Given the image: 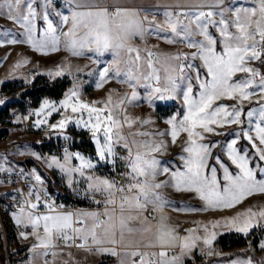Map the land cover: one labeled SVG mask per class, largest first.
Masks as SVG:
<instances>
[{
    "label": "snow or ice",
    "instance_id": "snow-or-ice-1",
    "mask_svg": "<svg viewBox=\"0 0 264 264\" xmlns=\"http://www.w3.org/2000/svg\"><path fill=\"white\" fill-rule=\"evenodd\" d=\"M200 2V7H181L175 14L164 11L165 19L160 23L154 12L150 15L145 9L122 6L119 0H68L67 11L57 10L52 0H43L42 4L37 0H0V14L22 29L20 38L9 35L10 29H4L0 33V46L24 43L40 54L58 52L63 47L75 56L91 53L97 64L105 54H111V59L98 69L95 87L102 88L108 80L117 78L132 89L130 96L126 93L115 101L111 92L99 101L86 100L74 78L62 98H44L39 107L29 112V117H36V128L66 130L69 123L74 122L90 131L95 142V158L65 148L62 159L51 155L45 162L49 167L55 166L62 178L66 177L69 187L83 178V194L105 206L102 212L59 211L57 208L63 206L55 205L49 198L39 172L35 168L28 174L21 170L20 175L29 180L28 190L5 193L16 201L5 207L13 209L10 214L21 240L34 238L29 252L45 257L51 252L55 259L57 251L64 250L58 247L63 243L101 254L117 255L123 251L136 256L139 253V264H145L146 253L139 248L130 251L127 247L135 242L126 239L125 234L137 232L148 234L142 239L157 249L151 253L157 259L148 264H184L185 257H192L194 250L204 252L205 246H209L207 254L211 255L210 246L219 230H235L247 236L255 228L264 229V207L258 210L248 207L232 216L197 222L184 230L183 235L164 215V209L172 202L162 190L169 187L192 191L203 201L202 208L179 209L185 212L233 208L249 196L264 194V71L252 63L264 65V0H255L252 7L226 3V0ZM53 17L58 19L54 22ZM38 18L44 21L42 28L37 25ZM210 26L219 36L213 35ZM166 28L171 35L165 34L162 39L169 43H186L196 50L172 56L146 50L147 57L142 58L139 47L132 41L160 35ZM28 63V58L24 57L15 67ZM46 71L55 79L71 74V65L61 64ZM237 73L246 75L237 78ZM141 84L150 107H155L157 101L180 100L184 110L165 118L170 126L167 132H140L139 135L151 138L129 140L124 135V125L131 127L136 121L153 120L151 116L145 120L134 117L125 106V101L131 104L139 97L136 89ZM253 97L258 106L245 110V102ZM3 103L4 100H0V104ZM53 113L60 119L49 123L48 118ZM23 118L27 117H15L17 121ZM228 125L238 128L222 148L226 161L219 153L213 155L211 151L220 141L205 140L206 134L220 135L221 129ZM181 133L186 134L179 156L181 166L172 168L158 154L167 151L169 142L163 138L165 135H170L171 143H175ZM61 134L66 141L70 140L63 131ZM241 139L248 145H238ZM118 145L126 154L117 151ZM30 152L40 157V153ZM73 159L79 163L73 164ZM118 159L124 168L119 174L124 178L122 181L96 173L98 162L111 164L115 171ZM7 171L11 173L13 169ZM162 174H167L168 179L158 180ZM5 182L0 180V183ZM97 196L102 200H97ZM41 205L45 206V211H40ZM145 213H149L151 219ZM198 228L203 232L197 231ZM258 243L264 249V239ZM44 264H48L47 259ZM244 264L254 262L248 258Z\"/></svg>",
    "mask_w": 264,
    "mask_h": 264
},
{
    "label": "rangeland",
    "instance_id": "rangeland-1",
    "mask_svg": "<svg viewBox=\"0 0 264 264\" xmlns=\"http://www.w3.org/2000/svg\"><path fill=\"white\" fill-rule=\"evenodd\" d=\"M37 3L42 4L43 0H37ZM235 3H243L248 7L255 5V2L252 0H240ZM52 5L55 4L52 3ZM50 9H51V5H50ZM226 15L231 16L232 14L227 13ZM53 19L55 22L56 19L55 18ZM217 19H219V17H217ZM37 25L38 27L42 28L44 25V21L38 18ZM4 29L11 30L9 32V35L15 34L18 38H20L22 35V29H20V27L16 25L14 21L7 19L3 14H0V33H2ZM209 30L213 33V35L219 36L218 31L214 27L210 26ZM168 31H170V29L166 28L165 32L160 33L159 36L162 37L163 35L167 34ZM196 39H202V37H196ZM62 48L63 47H61V50L58 52L40 54L34 51L33 49H31L30 45L24 43L6 44L0 46V83L2 84L16 83V86H18L17 88L18 90L20 91L30 90L32 87L31 76L28 75L25 71H21L20 69L28 68L31 70V72H35L34 67L30 65L32 60L36 62L35 63V65L37 66L35 68L36 71L40 69V71L36 72L39 76L41 73L43 77H47V79H50L53 82L56 81L57 79L69 80L67 76L66 77L61 76L52 79L47 75V71H46L47 69H51L57 65H60L59 60L61 58L60 54L63 51ZM190 49L191 51L196 50L194 48H190ZM24 57L28 58L29 63L21 64L19 67H15L17 61L23 59ZM245 75H246L245 73H237L236 77L238 78ZM25 77H27V79ZM120 92H117V90L113 91L112 95L114 101L117 98L123 97L125 95L124 90H120ZM5 102H9V100L6 99ZM225 102L229 104L233 103V101L231 100H226ZM40 103H42V101ZM39 105H37L36 107H39ZM163 105H169L168 101L156 102L155 107L157 108L158 112H159L158 107ZM170 106L172 107V105ZM171 107H169V109H171ZM126 108L128 113L132 115L133 109L136 108V104H134L133 102L131 104L129 103L126 106ZM183 110H184L183 105H179V107L176 106V112L177 111L182 112ZM48 119H49V123H52L60 119V116L56 113H53L52 117ZM11 123L13 125V129L7 141L8 150L5 153L0 154V171L11 168V169H22L27 171L28 173H31L32 169L35 168L43 178L44 176L42 175L41 172L45 173L48 176V178L53 181V188L56 191V194L54 195L68 196L71 199L85 201L88 206L99 205L89 196L83 194V189L85 188V181L83 178H78V181L74 182L72 187H69L66 181V177L62 178L60 172L55 166L49 167L48 164L45 162L46 159H48L51 155H57L62 159L65 148H68L73 152L77 151L75 149V135L73 134L75 131H80L77 132V134H82L84 138H86L88 141L92 143L94 148V153H86L80 150L78 151L85 154L86 156H92L93 158H95V142L91 138V133L89 130L87 129L84 130L82 126L78 127L75 125L74 122H70L66 130H59V129L53 130L47 126H42V130L39 133L29 134L24 130V128L20 124V121H17L15 118H12ZM165 127L166 128L162 127V129H159L156 133L161 131L167 132L168 131L167 128L170 129L169 125ZM62 131L70 137V140L66 141L65 135L61 134ZM123 131H124V135L127 136L129 140H131L133 137L139 140L138 134H136L135 128L133 126L129 127L128 125H124ZM208 134L214 136L213 133H208ZM233 135L234 132L228 131L227 129H223L221 138L217 137L218 135H216V137L218 138L216 139V141H220V143L216 144V146L212 148L211 150L212 154L216 155L217 153H219L221 157L227 161V156L222 151V148L225 146L228 140L233 138ZM165 137L166 135L163 138ZM185 137L186 135L184 133H181V135L177 138L176 142L172 143L173 146L175 145L176 149L179 148L177 150V155L175 156V158H173L174 162H169V164L172 166H175L174 163H176L179 166L181 165L179 156L182 153ZM206 137L209 140V137L208 136ZM50 139H55L56 141L58 140L60 142L57 144V146H52V149L50 150L41 148V145L43 143L49 142ZM240 141L241 140L238 141V145H240L239 144ZM118 146H117V151L119 152ZM30 150L40 153V157L38 158L36 156L31 155ZM120 154L123 155L122 152ZM162 154H158V155H162ZM72 163L78 164L79 161L73 159ZM209 163H212V161H210ZM106 166H108L112 171H110L109 168H107ZM116 167L118 168L116 169ZM116 167H115V171H113V166L111 164L105 162H98L96 173L102 176L108 175L110 177L115 178L118 182H120L124 178L119 174L124 171V168L122 165H118L117 162H116ZM232 167L235 166L233 165ZM221 174H222V170H221ZM157 179L167 180L168 175L162 174L158 176ZM44 181L47 182L45 178ZM162 191L164 192L167 199L172 202L171 206L167 207L171 211H165L166 213H164V215L168 217L167 222L172 227L176 228L178 231H179V227L175 223H172L170 221L171 217L180 218V216L182 215L185 221L193 222L195 226L197 222L206 223L214 219H221L224 217L232 216L236 212L242 211L248 207H252L254 210H258L259 208L264 207V194L257 193L245 198V200H243L240 204L234 206L233 208L185 212L179 209H182L184 207L202 208L204 207L203 201L200 200L199 197L192 191H177L171 187L165 188ZM96 199L102 200V197L97 196ZM174 211L178 213L177 216L168 213ZM11 220L13 222V225L16 226L12 217ZM197 231L202 233L203 229L198 228ZM145 234L146 233L134 232V233H126L125 236L126 239H131L137 243V242L146 241V239H142V237H146L144 236ZM226 234L241 235L246 239L247 243L241 247H235L232 249L224 250L219 246L218 240L221 238V236H224ZM260 239H264V229L261 228H255L251 232V234L247 236H245L242 233L236 232L235 230H227V231L219 230L217 237L213 242V245L210 246L212 253L211 255L207 254L209 250V246H205L204 252L194 250L192 257H185L184 264H244V262L248 258H251L254 264H260L261 261H264V249H261L258 243ZM33 241L34 238L31 236L27 240H21V238L18 236V233L12 230L10 236V247L14 251L13 264H44V261L46 260L45 256H39L28 251V248ZM255 241H257V244L254 243ZM156 250L157 249H151L150 253L155 252ZM36 251L39 252L41 251V249H37ZM63 251L70 252L72 250L64 249ZM240 252H244L247 255L246 256L240 255L239 254ZM0 256H1V246H0ZM132 257L133 256L130 255V252L129 254L126 255L123 251H121L118 254V259H119L118 264H120L121 260H123V264H132ZM109 258L112 257L103 256L97 258L93 254L87 253V257L84 258L83 260H81L80 258H69V257L65 258L64 261H61L59 263L57 262L58 259L56 258L54 260H48V259L47 260H48V264H100L101 262H105ZM144 260L146 264V257H144ZM106 264H108V262H106ZM137 264H139V262H137Z\"/></svg>",
    "mask_w": 264,
    "mask_h": 264
},
{
    "label": "crops",
    "instance_id": "crops-1",
    "mask_svg": "<svg viewBox=\"0 0 264 264\" xmlns=\"http://www.w3.org/2000/svg\"><path fill=\"white\" fill-rule=\"evenodd\" d=\"M67 2L68 0H65L66 5L65 6H61V5H55L57 10H65L67 11ZM119 3L122 6H129V7H136L138 9H145L149 12V14L151 15L153 12L156 15V20L160 23H163L164 20L160 21L157 19V16L164 13V11L168 10V11H172L173 9H177L178 8H188V9H194L197 7L201 6V2L200 0H119ZM227 3V0H226ZM252 7V6H250ZM141 15H143V12H141ZM164 16V15H163ZM56 20L58 19V17H53ZM165 19V17H164ZM171 32L168 31L167 34H170ZM146 41L144 40H140L139 38H136L132 41V43L136 46L139 47L140 52H141V57L142 58H146L147 57V51L146 50H150L152 52H159V53H163V54H167L168 56H172L174 54L177 53V43H169L168 41H165L164 39H162L159 35H153V36H148L145 38ZM179 39V38H177ZM63 51L60 54V60L59 63L61 64H70L71 65V74L69 73H65L63 76H67L68 77V81H69V85L68 88H70L74 82V78H75V82L80 84V88H81V93H82V98L86 99V100H95L98 101L102 100L104 98H106V96L108 95L109 92L113 93L114 90H117V92H120V90H124V94H128L129 96L131 95V91L132 89H130L127 84L121 83L119 79L117 78H113L108 80L104 86L102 88H96L95 87V82L98 78V69L103 67L104 64L111 59V54H105L104 57L101 58L100 63H95L93 61V59L91 58V53L87 54V55H81V56H75L72 55L71 53H69L68 51H66L64 48H62ZM188 53H191V49L188 47L187 49ZM36 62H34V60L31 61L30 65L32 67H34V71L38 72L40 71V69L38 71H36ZM255 66L259 67L257 65V62L254 61L252 62ZM159 66V65H157ZM262 71H264V67H260ZM77 69H79V71H77ZM40 76L43 77V75L40 73ZM47 78V77H46ZM137 92L140 93L139 97L135 100L132 101L134 104H136V108L133 109V114L132 116H139L141 118V120H145L147 119L149 116L153 117V120L148 122V123H141V121H136L135 124H133L132 126L135 128L136 134H138L139 140L141 139H148L151 137H144L139 135L140 132H150V133H156L159 129H162V127L166 128L165 126H168V124L166 123V117L170 116L172 114H174L176 112V106L179 107V105H182L180 100H169L168 101V106L171 107L170 105H172L171 109H169V114L166 116H163L161 113H159L157 111L156 107H150L149 104L145 101L144 99V86L141 84L137 89ZM121 93V92H120ZM129 103L128 101H125V106H127ZM258 106V102L256 101L255 97L251 98L249 101H246L244 104V108L245 110H247L249 107H257ZM245 119V121L247 120V116L246 114L243 117ZM254 120L256 119L255 117L253 118ZM228 127V128H227ZM244 127H247V125L245 124ZM238 128L237 125H228L226 126L224 129H227L228 131L234 132V130H236ZM169 130V128H167ZM82 130V129H81ZM85 130V129H84ZM222 131L223 129H221V134L218 135L217 137L221 138L222 136ZM80 132V131H77ZM186 135V134H185ZM214 136L210 135V134H206V140L205 142H215L216 139H218L216 137L217 134H213ZM157 139H159L158 137H156ZM167 138V139H166ZM166 139L169 143L167 146V151L163 152L162 155H160L161 159L163 162H166L170 167L175 168L178 167L179 165H177L176 163L175 166H172L169 164V162H174L173 158H175V156L177 155V150L175 145L173 146L172 143H170V135H166V137L164 138ZM244 140V139H241ZM246 141V140H245ZM247 142V141H246ZM240 143V142H239ZM248 143V142H247ZM118 150L119 153H126L125 150L122 148V146H118ZM181 166V165H180ZM107 168H109L108 166H106ZM118 167H116L117 169ZM110 171H112L109 168ZM104 204H99L98 206H87V207H81L80 211H103L104 209ZM165 211H171L170 209H168L167 207L164 209V213H166ZM172 215L177 216V212H168ZM146 215H149V219H151V215L148 213H145ZM179 216V215H178ZM184 220V217L181 215L180 218H170V221L172 223H175L174 221H181ZM133 223H138V222H133ZM176 224V223H175ZM177 225V224H176ZM178 226V225H177ZM148 234H145L144 236H147ZM34 242V241H33ZM32 242V243H33ZM31 243V244H32ZM118 248L120 246H117ZM129 248V250H133L136 248H139V251L141 252V250H148V249H156L154 247H151L149 245H147L146 241H142V242H135L132 245H128L127 246ZM121 252V251H120ZM69 253H71V255H69ZM87 253H91L93 254L95 257H103V256H109L112 257L113 260L115 261V263L113 264H118L119 259H118V254L117 255H112L111 253H96V252H89L86 251L85 249H78L77 251L72 250L70 252H65V251H58L57 256L55 257L57 260V262H61L64 261L65 258L69 257V258H80L81 260H83L84 258L87 257ZM147 254V252H144ZM139 254V253H138ZM137 254V255H138ZM134 257H132V261H134ZM146 257V264H147V255H145ZM110 258V259H112ZM46 259V258H45ZM54 260V259H52ZM0 264H2L1 261V256H0Z\"/></svg>",
    "mask_w": 264,
    "mask_h": 264
},
{
    "label": "built area",
    "instance_id": "built-area-1",
    "mask_svg": "<svg viewBox=\"0 0 264 264\" xmlns=\"http://www.w3.org/2000/svg\"><path fill=\"white\" fill-rule=\"evenodd\" d=\"M238 1L240 0H227V3H235ZM252 1L255 2V0ZM52 3L61 6L66 5L65 0H52ZM172 12L174 14L177 13V9H173ZM183 18L184 17L181 16V19ZM157 19L162 21L164 20V16L160 14L157 16ZM144 41H146V39H144ZM187 49L188 46L186 43H177V52L180 53L187 52ZM257 65L259 67H264V65H261L259 62H257ZM20 70L25 71L28 75L31 76L32 86L40 78V76L36 72H31V70L28 68L20 69ZM45 83H49L51 85L53 84V81H51L50 79H46ZM6 99H8L9 102H5ZM0 100H4V103L0 104V113L9 105H14L13 107H9L8 115L11 118V120L12 118H15L17 115H20L21 117H27V118H23L20 121V124L22 125L24 130L29 134H37L41 131V128L34 127V121L36 119L35 115H32L30 117L28 115L31 110H34L37 107L34 105L33 98L27 95L26 91L17 90L14 93H10L4 88V84L0 83ZM12 129H13V125L0 127V154L5 153L8 150L7 141L11 135ZM117 164L122 165V162L118 159ZM21 170L22 169H13L11 173H9L7 170L0 171V180H6L5 183H0V246H1L2 264L14 263V251L10 247V234L12 230L18 233L17 227L13 225V222L11 220L10 213L13 209L5 207V205L15 204L16 201L12 200L10 195L5 196L4 194L5 193L12 194L17 189H23L25 192L28 190L29 180L27 176L20 175ZM23 172L25 174H28V172L25 170H23ZM44 187L47 189V192L50 194L49 198L52 201H54L55 205L63 206V207H58L57 210L72 211V212L83 210L81 209V206L77 204H70L67 200L57 198V196L50 191V188L46 181ZM45 210H46L45 206L41 205L40 211H45ZM174 222L178 225L181 235L184 234V230L194 227L193 222L190 221L181 220ZM58 247L61 249H70V250L84 249L76 245H72L71 247H68L63 243H60ZM150 251L151 249L141 250V252L143 253L147 252V264L149 261H155L157 259L156 257L151 255ZM45 258L48 260H52L53 259L52 253L49 252ZM134 261L137 262L140 261L139 254L134 257Z\"/></svg>",
    "mask_w": 264,
    "mask_h": 264
},
{
    "label": "trees",
    "instance_id": "trees-1",
    "mask_svg": "<svg viewBox=\"0 0 264 264\" xmlns=\"http://www.w3.org/2000/svg\"><path fill=\"white\" fill-rule=\"evenodd\" d=\"M46 77L40 76L39 80L36 81L30 90L26 91V94L31 96L34 101V105L37 106L44 98H51V99H60L63 97L64 92L67 90L69 81L67 79H57L53 82V84L45 83ZM4 88L9 91L10 93H14L17 91L18 86H16V83H7L4 84ZM14 105H9L7 108L1 111L0 113V127H6L9 125H12L11 118L8 115L9 107H13ZM159 112L166 116L169 114V106L163 105L158 107ZM42 130V126H41ZM75 135V149L80 150L86 153H94L93 145L90 141H88L82 134H77V131L73 133ZM60 141H56L55 139H50L49 142L43 143L41 145V148L43 149H52V146H57V144ZM240 145L247 146L248 143L245 140H241ZM249 151H253L251 148H249ZM44 178L48 182V186L50 188V191L53 194H56V191L53 188V181L48 178V176L41 172ZM57 198L67 200L70 204H77L81 207H87V203L85 201L75 200L71 199L68 196H62V195H56ZM12 232V231H11ZM11 236V234H10ZM219 246L224 249H232L235 247H241L244 246L247 242L246 239L237 234H226L224 236H221V238L218 240ZM257 244V241L254 242ZM240 255L246 256L247 254L244 252H240ZM113 264L115 261L113 259H107L105 262H101L100 264Z\"/></svg>",
    "mask_w": 264,
    "mask_h": 264
}]
</instances>
